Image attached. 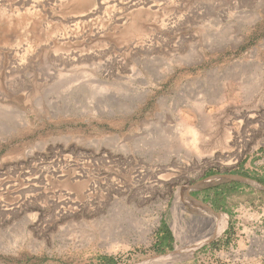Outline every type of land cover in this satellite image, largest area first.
<instances>
[{"label": "rangeland", "instance_id": "374dc122", "mask_svg": "<svg viewBox=\"0 0 264 264\" xmlns=\"http://www.w3.org/2000/svg\"><path fill=\"white\" fill-rule=\"evenodd\" d=\"M260 180L264 0H0V264H264Z\"/></svg>", "mask_w": 264, "mask_h": 264}, {"label": "bare ground", "instance_id": "6f19581e", "mask_svg": "<svg viewBox=\"0 0 264 264\" xmlns=\"http://www.w3.org/2000/svg\"><path fill=\"white\" fill-rule=\"evenodd\" d=\"M182 126L184 127L185 130H187V131H191V132L193 133V136H195V137H193L194 140L197 139V137H196V133L193 131V128H191V127H190L189 125H187L186 123H182ZM184 129H183V130H184ZM194 140H193V141H194ZM112 248H113V247H112ZM112 248H111V249H112Z\"/></svg>", "mask_w": 264, "mask_h": 264}, {"label": "water", "instance_id": "95a60500", "mask_svg": "<svg viewBox=\"0 0 264 264\" xmlns=\"http://www.w3.org/2000/svg\"><path fill=\"white\" fill-rule=\"evenodd\" d=\"M259 188L264 191V187L263 186H260Z\"/></svg>", "mask_w": 264, "mask_h": 264}, {"label": "trees", "instance_id": "16d2710c", "mask_svg": "<svg viewBox=\"0 0 264 264\" xmlns=\"http://www.w3.org/2000/svg\"><path fill=\"white\" fill-rule=\"evenodd\" d=\"M260 183L264 185V181L263 180H260Z\"/></svg>", "mask_w": 264, "mask_h": 264}]
</instances>
